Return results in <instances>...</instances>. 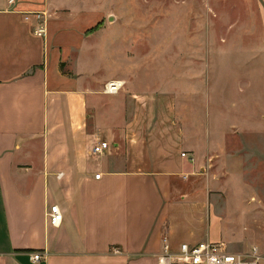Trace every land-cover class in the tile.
<instances>
[{
    "label": "crops",
    "instance_id": "0c3cea01",
    "mask_svg": "<svg viewBox=\"0 0 264 264\" xmlns=\"http://www.w3.org/2000/svg\"><path fill=\"white\" fill-rule=\"evenodd\" d=\"M247 1L260 40L243 53L248 85L258 73L248 65L264 54V0ZM70 2L0 0V264H157L163 236L172 246L225 243L222 215L239 184L253 204L241 212L259 216L264 233V99L248 97L243 122L227 103L211 111L210 78L205 94L186 77L105 93L120 79L82 64L102 21ZM32 12H45L44 36ZM231 72L226 94L213 96L233 107L241 75ZM99 141L109 147L95 154ZM53 204L57 227L46 216ZM251 246L264 248L230 252ZM35 251L42 258L32 262Z\"/></svg>",
    "mask_w": 264,
    "mask_h": 264
},
{
    "label": "rangeland",
    "instance_id": "374dc122",
    "mask_svg": "<svg viewBox=\"0 0 264 264\" xmlns=\"http://www.w3.org/2000/svg\"><path fill=\"white\" fill-rule=\"evenodd\" d=\"M70 1L69 10L85 12L93 25L95 20L102 21L91 29L99 28L100 34L93 38L94 49L88 55L84 49L82 64L85 68L101 66L100 74L122 80L124 83L119 92L129 93L131 88L134 89V81L138 84L152 81L157 86L164 79L177 81L186 77L190 81L199 79L203 84L200 93L205 94L208 93L206 82L210 78L211 111L218 110L217 104H228L230 118L243 122L248 112V97L257 95L264 99V54L254 56L248 65L251 68L256 64V76H259L258 79L254 77L255 83L247 85V80L243 78L247 68L243 53L260 44V40L252 37V32L249 33L257 29L258 18L251 15L254 8L247 0ZM230 71L236 76L241 75L238 76L239 82L235 80L238 97L234 98L233 107L231 99L228 101L223 96H213L216 92L226 94L227 86H222ZM222 78L223 82L219 81ZM229 80L230 90L235 82H231L230 77ZM259 105L263 107L264 104ZM238 189L235 187L234 191L230 189L231 192H228L227 209L222 215V238L230 251L253 242L264 247L259 216L241 212L253 205L247 201L251 190L241 184ZM211 227L215 235L218 227ZM263 249L260 248L262 254Z\"/></svg>",
    "mask_w": 264,
    "mask_h": 264
},
{
    "label": "built area",
    "instance_id": "2783aa9c",
    "mask_svg": "<svg viewBox=\"0 0 264 264\" xmlns=\"http://www.w3.org/2000/svg\"><path fill=\"white\" fill-rule=\"evenodd\" d=\"M13 0H9L12 2ZM36 23L33 33L37 36H44L46 32L45 12H32ZM28 17L26 16L25 19ZM122 80H108L103 85L105 93H117L123 86ZM107 141H99L92 147V152L102 154L108 149ZM182 156L185 153H181ZM60 175V174H58ZM99 174L95 177L98 178ZM49 223L52 226H59L62 221V213L57 204H53L46 212ZM32 262L42 258V253L35 251L29 254ZM157 264H264V254L257 246H251L241 252H230L226 250L223 242L201 240L194 243L180 241L172 246L166 236L162 237L161 250L157 254Z\"/></svg>",
    "mask_w": 264,
    "mask_h": 264
},
{
    "label": "water",
    "instance_id": "95a60500",
    "mask_svg": "<svg viewBox=\"0 0 264 264\" xmlns=\"http://www.w3.org/2000/svg\"><path fill=\"white\" fill-rule=\"evenodd\" d=\"M109 20H111L112 18H111V16H109V18H108Z\"/></svg>",
    "mask_w": 264,
    "mask_h": 264
},
{
    "label": "trees",
    "instance_id": "16d2710c",
    "mask_svg": "<svg viewBox=\"0 0 264 264\" xmlns=\"http://www.w3.org/2000/svg\"><path fill=\"white\" fill-rule=\"evenodd\" d=\"M99 25H100V24H99ZM96 27H98V25H97Z\"/></svg>",
    "mask_w": 264,
    "mask_h": 264
}]
</instances>
